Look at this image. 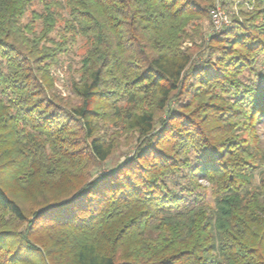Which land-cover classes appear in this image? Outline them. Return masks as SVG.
Wrapping results in <instances>:
<instances>
[{
    "label": "trees",
    "instance_id": "1",
    "mask_svg": "<svg viewBox=\"0 0 264 264\" xmlns=\"http://www.w3.org/2000/svg\"><path fill=\"white\" fill-rule=\"evenodd\" d=\"M0 264H264V0H0Z\"/></svg>",
    "mask_w": 264,
    "mask_h": 264
},
{
    "label": "rangeland",
    "instance_id": "2",
    "mask_svg": "<svg viewBox=\"0 0 264 264\" xmlns=\"http://www.w3.org/2000/svg\"><path fill=\"white\" fill-rule=\"evenodd\" d=\"M241 2L242 1H235L234 4H230L229 6H227V8H224L221 5V3L218 4L217 7H219L222 10V12L225 14V16L227 17V22H225V24H223L222 27L231 25V15L237 13V11L239 10V7L241 6ZM211 17H212V14H211ZM30 19H31V13L28 12L24 16L23 22H28ZM204 26H205L206 32H208L209 34L219 32L223 29V28H221L220 30L215 29L213 17L211 18V21L204 22ZM81 46H82V41H79V43L74 46V48L72 49V51L69 53L68 56L62 57L61 66L56 70L57 72L59 71L57 87L62 91L63 94H66L68 96H73V94L71 93L69 89L68 82L70 78L75 75V70L79 67L80 60H81L80 56L83 53V48ZM121 140H122L121 142H123L124 137L121 138ZM131 149L133 148L128 147L126 145H122V148L120 149V151L116 154V156L109 163H107L105 169L109 170L115 167L117 164H119L126 155H130L132 153ZM259 178L260 176L256 175L257 183L259 182ZM204 184L207 185L206 183ZM208 200L212 202L213 199L211 196H209Z\"/></svg>",
    "mask_w": 264,
    "mask_h": 264
},
{
    "label": "built area",
    "instance_id": "3",
    "mask_svg": "<svg viewBox=\"0 0 264 264\" xmlns=\"http://www.w3.org/2000/svg\"><path fill=\"white\" fill-rule=\"evenodd\" d=\"M212 17H213V22H214V27L216 30H220L223 26V24H225V22H227V17L225 16V14L222 12V10L217 7L213 12H212Z\"/></svg>",
    "mask_w": 264,
    "mask_h": 264
}]
</instances>
